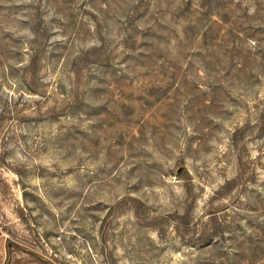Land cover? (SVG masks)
<instances>
[{"label":"rangeland","instance_id":"rangeland-1","mask_svg":"<svg viewBox=\"0 0 264 264\" xmlns=\"http://www.w3.org/2000/svg\"><path fill=\"white\" fill-rule=\"evenodd\" d=\"M0 264H264V0H0Z\"/></svg>","mask_w":264,"mask_h":264}]
</instances>
